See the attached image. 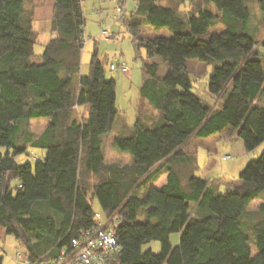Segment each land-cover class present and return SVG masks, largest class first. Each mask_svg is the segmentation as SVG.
Instances as JSON below:
<instances>
[{
    "label": "trees",
    "instance_id": "1",
    "mask_svg": "<svg viewBox=\"0 0 264 264\" xmlns=\"http://www.w3.org/2000/svg\"><path fill=\"white\" fill-rule=\"evenodd\" d=\"M28 1L0 0V228L23 249L17 246V259L54 262L73 237L98 225L99 213L111 219L120 246L108 264H264V152L242 170L239 185L220 193L196 175L197 158L182 147L214 134L240 138L248 151L264 143V106L254 105L264 93V53L257 49L260 42L264 48V32L251 31L255 3L264 26V0H190L184 15L189 0H136L129 15L130 0H118L120 26L136 52H146L141 97L159 111L149 120L140 113L114 138L113 146L133 157L123 165L107 163L104 152L118 112L117 81L96 50L90 73L79 74L83 1L55 0L56 35L40 54ZM216 22L224 29L210 31ZM147 26H168L173 35L153 36ZM189 59L213 64L208 89L217 104L194 91ZM84 105L87 115L78 119ZM39 118L49 121L34 135L30 123ZM256 199L263 201L249 211ZM152 240L161 242L160 252L143 250Z\"/></svg>",
    "mask_w": 264,
    "mask_h": 264
},
{
    "label": "rangeland",
    "instance_id": "2",
    "mask_svg": "<svg viewBox=\"0 0 264 264\" xmlns=\"http://www.w3.org/2000/svg\"><path fill=\"white\" fill-rule=\"evenodd\" d=\"M118 2V0H103L102 7L104 8V16L107 18V25L111 24V26H106V28H108L110 33L112 30L118 33L121 32L120 40H122V43H117L115 40H110L106 36L101 35L100 28L95 23H93L92 28H85V46L82 50L79 74L82 76L90 73L92 53L96 50L100 61L104 63L107 77L115 78L117 81L116 106L119 110V116L112 132L106 134L103 138L106 162L123 165L131 164L133 162V157L130 153L115 148L113 146L114 138L120 131H124L125 126L127 127V125H129L132 129L136 121V115L141 113L143 116L151 117L154 115V111L152 107L146 103L147 101H144V99L140 97V86L144 78L142 68L146 59V52L142 48L140 53H137L128 31L124 27H121L119 22L112 24L113 20H115V14L117 13L116 9L119 5ZM135 6L136 0H130L128 2L126 6L127 15L130 14ZM91 7H89V10ZM189 7L190 0L183 4L181 14L184 15L188 12ZM253 14V20H258V16L262 14L259 6L258 10H254ZM90 17L94 16L91 15ZM222 29H224V26L220 22L213 23L209 28L210 31H219ZM145 31L153 36L168 37L173 35V30L168 26L161 28L147 26L145 27ZM35 52L36 54L42 53V47L38 45ZM32 59L33 61L41 60L38 56H33ZM123 61L129 68L128 72H123L117 67L119 64H123ZM111 63L115 65V69H110ZM187 66L191 79L193 80L194 91L210 104H217L219 98L212 96L208 89V81L212 73L213 64H208L198 59H189ZM163 68L164 65L161 68L162 70H160V74L164 73ZM254 105L264 106V93L255 100ZM87 112L85 108L76 109L75 115L78 119H83L85 115H87ZM47 124L48 118L34 119L30 123V128L34 132V135H39L46 128ZM214 142L216 143L214 144ZM182 147L187 155L196 156L198 164V168L195 172L196 175L208 179V183L216 185V189L220 193L232 190L236 185L240 184L241 180L239 175L242 170L251 160L258 158L264 152V143L254 150L248 151L240 138L233 141H224L220 138L219 134L201 139L193 136ZM20 158L22 160H28L31 157L21 156ZM188 171L190 170L187 168L185 173L187 174ZM164 177L165 176H160V178H158L159 180L155 182V185H160ZM91 179L93 182L97 179V176H92ZM140 191L142 193L143 188H140ZM259 202V200H255L250 205V209H256ZM92 203L94 210L104 215L96 198L92 199ZM9 236L10 235H5V237H3L0 234L2 238L1 242L6 246V252L3 254L4 264H25L23 261L18 260L16 256L17 246L19 249H23L16 243L13 236ZM170 239L174 246L178 245L180 243L181 233L175 232L171 234ZM12 243H14V245H12ZM161 248V242L158 240H152L143 245L144 251L151 249L154 253L160 252Z\"/></svg>",
    "mask_w": 264,
    "mask_h": 264
},
{
    "label": "crops",
    "instance_id": "3",
    "mask_svg": "<svg viewBox=\"0 0 264 264\" xmlns=\"http://www.w3.org/2000/svg\"><path fill=\"white\" fill-rule=\"evenodd\" d=\"M82 1H83V5H84V13H85V16L87 18L85 28H87V27L88 28L89 27L92 28L93 23H95L100 28V34L101 35L106 36L110 40H115L117 43L121 42L122 40H120V38H121L120 34L118 32H116V31L112 30L113 27L111 28V30H112L111 33H113L112 36H109L108 32L106 33L104 31L105 29L108 30V28H106V26H111V24L107 25V23H106L107 22V18L104 16V12H103L104 8L102 7V1L103 0H82ZM128 2L126 3L125 6H127ZM28 4L29 5L32 4L34 6V8H35L33 27H34L35 31L37 32V34H38V44H37V46L40 45L42 47V52H43L45 45L56 35V32H54L53 29H52L55 0H31V2L28 1ZM89 7H91L90 10H89ZM256 9L258 10V5L255 3V6H253V12H254V10L256 11ZM88 12H91V13H88ZM91 15H93L94 17H90ZM116 16H118L117 13L115 14V18H114L115 20H113L112 24H114V23L119 21V18H117ZM262 16H263V14H260L258 16V18H257L258 20H253V18H252L251 31L255 35H260L262 32H264V26L262 25V22H261L262 21ZM257 49L260 52L264 53V48H263L261 42H260L259 45H257ZM36 62H38V61H36ZM123 65L126 66L127 68L124 69ZM117 67H119L123 72H128V70H129L128 66L125 64L124 61H123V64L121 63ZM116 93H117V86H116ZM146 103L149 104L148 101ZM116 105H117V97H116ZM149 105L151 106V104H149ZM151 107H152V109L154 111V115L151 116V117H148V120L153 118V117H158V115H159V111L157 109H155L153 106H151ZM77 108H78V110L81 109V108H85L86 110H88L89 106L88 105H84V106H78ZM118 116H119V110L117 112V116H116L115 122L117 121ZM136 116L138 117L139 115H136ZM137 117H136V119H137ZM114 127H115V125H114ZM220 138L222 140H224V141H233V140L237 139V138H234L232 140H225L221 136H220ZM215 143L216 142H214V144ZM162 176H165V177L162 180L163 182L160 185H157L158 187L163 185L165 183V181H166V174H162L161 177ZM256 200L260 201L258 203V207H256V209H250V205L255 201L254 200L248 206V210L249 211H255V210H257L259 208V205L261 204L262 200L261 199H256ZM0 234L3 237H5L4 230L2 228H0ZM14 240H15V238H14ZM14 243H15V241H14ZM14 243H12V245H14Z\"/></svg>",
    "mask_w": 264,
    "mask_h": 264
},
{
    "label": "built area",
    "instance_id": "4",
    "mask_svg": "<svg viewBox=\"0 0 264 264\" xmlns=\"http://www.w3.org/2000/svg\"><path fill=\"white\" fill-rule=\"evenodd\" d=\"M117 18L123 13L122 7H117ZM110 33L107 29L104 30ZM111 69H115L112 63ZM123 68L127 67L123 65ZM97 226L84 231L80 236L73 237L68 249H63L57 260L49 264H108V257L119 249V242L115 232L108 224L109 221H103L100 214H96Z\"/></svg>",
    "mask_w": 264,
    "mask_h": 264
}]
</instances>
